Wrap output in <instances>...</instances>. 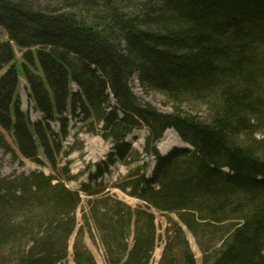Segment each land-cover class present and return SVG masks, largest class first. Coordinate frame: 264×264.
<instances>
[{"label": "trees", "instance_id": "trees-1", "mask_svg": "<svg viewBox=\"0 0 264 264\" xmlns=\"http://www.w3.org/2000/svg\"><path fill=\"white\" fill-rule=\"evenodd\" d=\"M136 76L171 113L134 94ZM140 129L142 154L127 141ZM169 130L188 148L163 156ZM259 130L264 0H0V150L52 170L0 177V264H68L73 237L75 264H98L88 241L104 264H152L153 211L177 217L157 264H198L188 234L201 264H264V141L241 139ZM83 135L139 165L115 189L140 205L104 183L67 187Z\"/></svg>", "mask_w": 264, "mask_h": 264}, {"label": "rangeland", "instance_id": "rangeland-1", "mask_svg": "<svg viewBox=\"0 0 264 264\" xmlns=\"http://www.w3.org/2000/svg\"><path fill=\"white\" fill-rule=\"evenodd\" d=\"M17 57H21V54L18 51ZM130 85L134 94L142 101L151 104L161 112H172V108L170 107V105L167 104L165 97L158 93L144 90L137 76L131 80ZM20 98L22 110L30 115L32 122L39 121L41 118V114L34 109L33 103L30 100L28 87L26 86L24 81L21 82L20 86ZM197 110L200 111V109ZM201 112L203 114L205 110L202 109ZM53 126L56 130L58 129L56 125ZM257 130L258 129H256V131ZM148 136L149 132L146 129L135 130L127 138V141L133 146L135 150L139 151L142 154ZM82 139L85 142V151L83 152V154L75 152L71 155V176L76 178L66 182L67 187L73 191H81L83 184L92 183L94 185L104 183L109 188H112V193L116 194L122 201L126 202L132 207L140 205V202L136 199L130 198L126 194L115 189V186L118 184H123L124 180L129 176L131 171H135L139 165L135 164L131 166H126L125 164H123L120 159L116 156L113 144L104 141L101 137L83 135ZM241 139L248 143H252L254 141H264V131L262 130L251 135L242 134ZM70 141L72 142L71 139ZM168 143L172 144V147L165 150V152L162 151L160 147H165ZM259 147L264 148V145H261ZM184 148H188V145L179 137V135L174 130L167 131L164 134L162 140L157 144V149L159 153L163 156L171 154L175 149ZM259 150H261V148H259ZM142 160L144 162H149L150 165L148 170L146 171V176L151 177L155 162L152 159L146 157L145 155L141 157V161ZM99 168H101L102 174L97 176L96 174L99 171ZM34 170H40L46 174L52 173V170L48 164L43 166L29 161L14 160L10 154H6L3 150H0V177L11 179L14 176H19L21 173L28 174ZM153 212L156 215L158 233L160 235V241L155 251L152 263L157 264L161 258L163 251V239L165 230L172 220L177 221V217L175 215H162L160 213H157L156 211ZM77 218L78 220L81 218L80 210L77 213ZM188 239L192 251L197 258L198 264H201V252L199 248L197 247L194 239L190 234H188ZM74 240V237L70 240L68 264H75L73 260ZM88 244L98 264H104L101 252L89 241Z\"/></svg>", "mask_w": 264, "mask_h": 264}, {"label": "bare ground", "instance_id": "bare-ground-1", "mask_svg": "<svg viewBox=\"0 0 264 264\" xmlns=\"http://www.w3.org/2000/svg\"><path fill=\"white\" fill-rule=\"evenodd\" d=\"M167 137H168V134H167ZM172 147V144L168 143L165 147L161 146V150L165 152V150L169 149Z\"/></svg>", "mask_w": 264, "mask_h": 264}]
</instances>
